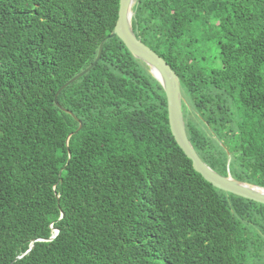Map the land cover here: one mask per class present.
<instances>
[{
	"label": "trees",
	"instance_id": "16d2710c",
	"mask_svg": "<svg viewBox=\"0 0 264 264\" xmlns=\"http://www.w3.org/2000/svg\"><path fill=\"white\" fill-rule=\"evenodd\" d=\"M119 7L0 0V264H264V204L194 168L163 85L120 37L55 102ZM132 9L136 35L180 77L199 155L264 187V0Z\"/></svg>",
	"mask_w": 264,
	"mask_h": 264
},
{
	"label": "water",
	"instance_id": "95a60500",
	"mask_svg": "<svg viewBox=\"0 0 264 264\" xmlns=\"http://www.w3.org/2000/svg\"><path fill=\"white\" fill-rule=\"evenodd\" d=\"M134 3L135 0H120L118 19L114 30L101 41L99 52L95 60L88 67L73 76L59 88L55 96V102L58 103V93L62 89L88 72L99 61L106 40L108 38L118 36L135 57L150 66L151 73L163 85L167 96L168 118L171 131L178 144L193 161L194 168L214 186L264 204V187L239 180L231 174L224 175L219 173L202 159L193 146L187 133L183 114V92L180 77L163 56H161L136 35L132 27V16L134 14L132 7ZM81 126L82 123L79 128ZM58 232L59 229L55 228V233L49 239H53ZM33 246L34 242L31 243L29 249L24 254L19 255L17 258H22L33 248Z\"/></svg>",
	"mask_w": 264,
	"mask_h": 264
}]
</instances>
